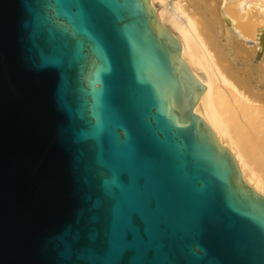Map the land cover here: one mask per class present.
<instances>
[{
	"label": "water",
	"instance_id": "obj_1",
	"mask_svg": "<svg viewBox=\"0 0 264 264\" xmlns=\"http://www.w3.org/2000/svg\"><path fill=\"white\" fill-rule=\"evenodd\" d=\"M181 53L151 0H0V264H264Z\"/></svg>",
	"mask_w": 264,
	"mask_h": 264
},
{
	"label": "bare ground",
	"instance_id": "obj_2",
	"mask_svg": "<svg viewBox=\"0 0 264 264\" xmlns=\"http://www.w3.org/2000/svg\"><path fill=\"white\" fill-rule=\"evenodd\" d=\"M208 85L195 112L264 195V0H151Z\"/></svg>",
	"mask_w": 264,
	"mask_h": 264
},
{
	"label": "snow or ice",
	"instance_id": "obj_3",
	"mask_svg": "<svg viewBox=\"0 0 264 264\" xmlns=\"http://www.w3.org/2000/svg\"><path fill=\"white\" fill-rule=\"evenodd\" d=\"M58 14H61L62 15V13H58Z\"/></svg>",
	"mask_w": 264,
	"mask_h": 264
}]
</instances>
